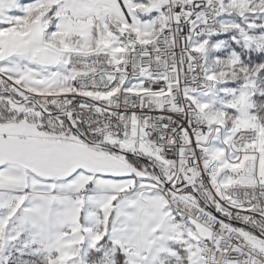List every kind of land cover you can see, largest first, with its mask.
<instances>
[{
	"label": "snow or ice",
	"instance_id": "snow-or-ice-1",
	"mask_svg": "<svg viewBox=\"0 0 264 264\" xmlns=\"http://www.w3.org/2000/svg\"><path fill=\"white\" fill-rule=\"evenodd\" d=\"M0 264H264V0H0Z\"/></svg>",
	"mask_w": 264,
	"mask_h": 264
}]
</instances>
